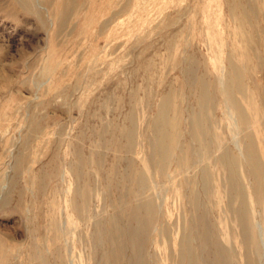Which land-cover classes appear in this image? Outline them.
<instances>
[{"label":"rangeland","instance_id":"obj_1","mask_svg":"<svg viewBox=\"0 0 264 264\" xmlns=\"http://www.w3.org/2000/svg\"><path fill=\"white\" fill-rule=\"evenodd\" d=\"M221 263L264 264V0H0V264Z\"/></svg>","mask_w":264,"mask_h":264},{"label":"bare ground","instance_id":"obj_2","mask_svg":"<svg viewBox=\"0 0 264 264\" xmlns=\"http://www.w3.org/2000/svg\"><path fill=\"white\" fill-rule=\"evenodd\" d=\"M207 94V93H206ZM222 264V263H221Z\"/></svg>","mask_w":264,"mask_h":264}]
</instances>
